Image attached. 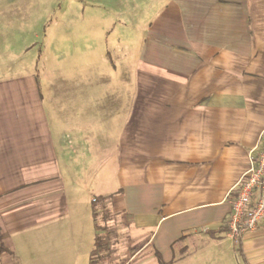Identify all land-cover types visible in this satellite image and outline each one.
<instances>
[{"label": "crops", "instance_id": "0c3cea01", "mask_svg": "<svg viewBox=\"0 0 264 264\" xmlns=\"http://www.w3.org/2000/svg\"><path fill=\"white\" fill-rule=\"evenodd\" d=\"M149 1L133 89L129 57L115 75L110 52L89 43L96 23L80 25L89 41L67 59L72 71L42 65V86L39 55L19 61L5 27L0 264H85L91 237L89 264L97 230L82 223L98 197L125 221L126 264H264V221L239 247L226 239L264 149V0Z\"/></svg>", "mask_w": 264, "mask_h": 264}, {"label": "rangeland", "instance_id": "374dc122", "mask_svg": "<svg viewBox=\"0 0 264 264\" xmlns=\"http://www.w3.org/2000/svg\"><path fill=\"white\" fill-rule=\"evenodd\" d=\"M153 3L149 0H0V42L8 34L5 27L11 26V43L17 42L18 60L25 61L39 55L40 61L33 65L32 70L40 74L39 82L42 86V65H45L47 74L72 71V63L67 59L75 51L83 54L85 44L88 43L85 36L89 33L79 27L96 23L98 32L95 35L92 33L89 43L97 41L101 56L110 52L115 75L121 72L122 64L119 60L122 54L129 57V63L122 69L128 75L130 89H133L138 36L143 26L142 19L150 15ZM59 57L63 58L62 62L58 61ZM17 70L22 69L18 67ZM101 204H94L95 209ZM110 211L104 215L100 209L97 210V235L106 253L100 252L94 264H123L130 252L132 255L125 221L121 215L116 214V207L110 208ZM90 213L91 210L82 223L86 235L93 230L94 218L90 217ZM92 242L91 237L83 240L85 264V253L88 247L92 248Z\"/></svg>", "mask_w": 264, "mask_h": 264}, {"label": "built area", "instance_id": "2783aa9c", "mask_svg": "<svg viewBox=\"0 0 264 264\" xmlns=\"http://www.w3.org/2000/svg\"><path fill=\"white\" fill-rule=\"evenodd\" d=\"M264 221V149L250 158V168L239 183L231 203L226 239L239 247L247 233L255 231Z\"/></svg>", "mask_w": 264, "mask_h": 264}, {"label": "trees", "instance_id": "16d2710c", "mask_svg": "<svg viewBox=\"0 0 264 264\" xmlns=\"http://www.w3.org/2000/svg\"><path fill=\"white\" fill-rule=\"evenodd\" d=\"M105 200H106V198H104V197H98V198L94 199V202L92 203V207H91V211H92V214H93L94 221L98 217V212H97L98 209H100L103 212L104 215H108L109 214V211L106 208H104L103 205L101 204ZM98 203H100L101 205L98 207V209H95V205L94 204H98ZM95 227H96V230L98 232V225L96 224V222H95ZM104 250H105L104 246H103L102 243H100V239H99L98 235L96 234L94 247L91 250L90 257H89V264H94L95 263V257L98 254H100V252H102ZM0 251H4V248H3V245L1 243V240H0ZM130 257H131V252H130V254L126 257V259L122 263L126 264Z\"/></svg>", "mask_w": 264, "mask_h": 264}]
</instances>
